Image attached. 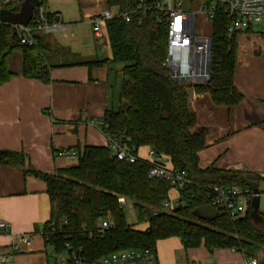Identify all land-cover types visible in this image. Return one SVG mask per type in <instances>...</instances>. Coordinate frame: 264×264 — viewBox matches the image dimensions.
I'll use <instances>...</instances> for the list:
<instances>
[{
  "label": "trees",
  "instance_id": "obj_1",
  "mask_svg": "<svg viewBox=\"0 0 264 264\" xmlns=\"http://www.w3.org/2000/svg\"><path fill=\"white\" fill-rule=\"evenodd\" d=\"M23 1L13 0V8L0 2L1 10L17 12ZM47 1L38 0L29 26ZM137 2L104 0V5L107 10L115 8L121 14L131 11ZM207 3L217 4V0H207ZM228 24L229 19L217 5L209 34V78L205 84L194 87L170 78L164 66L167 30L154 16L142 18L141 24L135 18L126 23L119 16L113 17L106 22L111 60L75 62L65 60L67 51L52 44L48 34L38 33L36 45L29 47L20 44L14 28L0 24V85L12 78L6 62L16 50L22 52L23 77L45 84L50 82L49 73L55 67L83 65L91 69L118 65L117 109L105 111L98 121L100 131L108 140L119 141L134 154L141 147L149 148L156 156L168 160L172 169L183 173L189 182L179 192L184 206L166 213L162 207L173 191L170 184L149 179L148 162L118 161L108 147H77L76 162L53 174L27 169L25 174L45 183L51 204V219L44 227L47 246L56 251L62 250L66 243L81 247L90 262L121 250L155 251L158 241L172 237L180 240L184 250L231 249L246 260L264 252L263 213L257 217L251 209L244 217L234 220L222 214L209 218L199 213L202 206L209 204L207 187L236 185L254 190L264 183V178L256 174L219 170L213 165L199 167L198 154L207 147V132H192L195 118L189 108V91L207 94L219 107H235L243 101L242 94L233 85L237 42L236 35L228 36ZM252 124L256 125V120ZM261 126L264 128V124ZM24 163L21 153L0 152L1 165L23 168ZM119 198L132 206L134 224L127 223ZM54 211L58 218L57 233L49 229ZM107 217L112 227L99 236L95 229ZM140 224H147V228L135 230Z\"/></svg>",
  "mask_w": 264,
  "mask_h": 264
},
{
  "label": "crops",
  "instance_id": "obj_2",
  "mask_svg": "<svg viewBox=\"0 0 264 264\" xmlns=\"http://www.w3.org/2000/svg\"><path fill=\"white\" fill-rule=\"evenodd\" d=\"M92 10L83 8L82 20L89 25ZM61 38L65 40L66 35ZM90 38L93 44L90 50L76 40L68 43L53 37L50 40L66 50L64 55L72 56L74 62L111 60L110 46L101 50L95 45L92 32ZM236 42L233 85L243 101L239 106L219 107L207 94L190 90L188 103L195 118L192 132H207V147L198 154L200 168L213 165L219 170L261 175L264 174L261 126L264 124V31L237 34ZM22 64V52H12L6 62L12 78L0 85V152L21 153L25 158L23 168L0 164V222L5 224L0 231V250L9 247L13 237L27 235L29 244L21 245L23 253L13 257L9 264H47L52 248L46 245L44 227L51 219V204L45 183L24 171L53 174L75 163L58 157V151H75L83 146L107 147L108 139L100 131L98 121L106 110L115 106L112 90L117 86L115 74L120 67L107 64L91 69L83 65L55 67L50 70V82L45 84L24 78ZM252 120H256V125ZM149 152V148L141 147L136 156L148 162ZM165 164L171 167L166 159ZM169 195L170 199L177 197L174 191ZM146 228L147 224H140L134 229ZM155 254L157 264H246L244 256L231 249L184 250L175 237L158 241ZM253 260L257 264L264 262L257 257Z\"/></svg>",
  "mask_w": 264,
  "mask_h": 264
},
{
  "label": "built area",
  "instance_id": "obj_3",
  "mask_svg": "<svg viewBox=\"0 0 264 264\" xmlns=\"http://www.w3.org/2000/svg\"><path fill=\"white\" fill-rule=\"evenodd\" d=\"M1 2L2 5L11 4V8L14 6L13 0H1ZM99 2L103 3L104 0H98L97 3ZM217 5L229 19L228 36L264 31V0H217L215 5L208 4L207 0H138L129 12L118 14L99 8L89 16L88 20L95 45L104 50L109 48L106 32L108 20L119 16L126 23L135 18L137 23L141 24L142 18L154 16L167 30L164 66L170 78L177 83L194 87L205 84L209 78L211 47L209 34ZM48 14L49 18L44 8H40L33 25L13 27L21 45L35 46L37 43L35 36L38 33L54 34L65 31V27L61 24V16L58 13ZM107 147L118 161L128 164L138 161L133 150L126 149L117 140H108ZM56 155L74 162L77 160V155L72 149L60 150ZM148 164L150 165L148 178L167 181L177 193L176 198H169L163 203V210L171 213L174 209L184 206L179 193L189 183L184 174L167 166L164 157L156 156L151 151ZM259 176L264 178V174ZM207 193L208 205L213 211L233 220L242 218L250 212L254 200L262 194L259 188L251 190L236 185L207 187ZM118 204L122 210L133 214L132 206L124 198H119ZM111 227L112 222L109 217L104 218L98 223L95 233L103 236ZM4 228L5 224L0 222V231ZM58 231L59 228L56 233ZM29 240L27 235L13 237L10 246L0 250V263L9 264L13 257L23 253L21 245L29 244ZM47 264H157V261L153 249H130L116 251L90 262L83 255L81 247L66 243L62 250L56 251L52 248ZM246 264L257 263L250 259L246 260Z\"/></svg>",
  "mask_w": 264,
  "mask_h": 264
},
{
  "label": "rangeland",
  "instance_id": "obj_4",
  "mask_svg": "<svg viewBox=\"0 0 264 264\" xmlns=\"http://www.w3.org/2000/svg\"><path fill=\"white\" fill-rule=\"evenodd\" d=\"M98 0H48L44 5V10L46 14L48 13H60L63 21V26H65V31L60 33L48 34L50 37L55 38L58 41H62V36L66 35V39L62 42L68 43L70 40H76L81 47H87L86 49H93V44L91 43L90 33L91 26L82 20L83 18V8L91 7L92 11H97L99 8L103 9L105 7L103 3H97ZM30 3L33 7L36 6L37 0H30ZM215 5V3H212ZM112 12H115V8L110 9ZM204 30L207 31V28L204 27ZM72 35V36H71ZM64 44V43H62ZM65 60L72 61L74 58L72 56L65 55ZM55 61H58L56 59ZM114 71L111 73L112 82H114ZM119 80V77H117ZM117 87H113V109H117ZM258 208L259 212L264 214V193H262L258 198ZM126 220L129 225L134 224L135 220L133 214H130L125 211ZM138 226V225H137ZM140 226V225H139ZM257 258L264 261V252L260 251L257 253Z\"/></svg>",
  "mask_w": 264,
  "mask_h": 264
},
{
  "label": "water",
  "instance_id": "obj_5",
  "mask_svg": "<svg viewBox=\"0 0 264 264\" xmlns=\"http://www.w3.org/2000/svg\"><path fill=\"white\" fill-rule=\"evenodd\" d=\"M39 2L37 0V4L35 7L32 6L30 0H24L17 12H12L9 10H0V23L11 26L12 28L21 25L27 26L33 17V11L36 10ZM229 171L234 172V169H230ZM259 191L261 193L264 192V183L261 184ZM251 208L253 209V213L256 214L257 217H260V212L258 210V199H255ZM199 213L203 217H214L217 213L213 211L212 207L209 205L202 206L199 209ZM258 213V214H257ZM49 229L56 232L58 230V218L56 211H54V218L52 224L49 226Z\"/></svg>",
  "mask_w": 264,
  "mask_h": 264
}]
</instances>
